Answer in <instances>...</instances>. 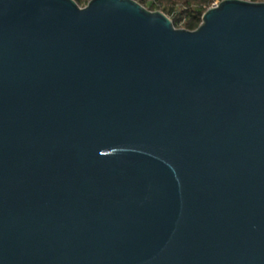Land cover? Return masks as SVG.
<instances>
[{"label": "water", "instance_id": "water-1", "mask_svg": "<svg viewBox=\"0 0 264 264\" xmlns=\"http://www.w3.org/2000/svg\"><path fill=\"white\" fill-rule=\"evenodd\" d=\"M0 264H264V2L0 0Z\"/></svg>", "mask_w": 264, "mask_h": 264}, {"label": "trees", "instance_id": "trees-1", "mask_svg": "<svg viewBox=\"0 0 264 264\" xmlns=\"http://www.w3.org/2000/svg\"><path fill=\"white\" fill-rule=\"evenodd\" d=\"M79 6L85 7L91 0H75ZM150 11H160L168 15L176 28L190 31L196 30L202 23L204 13L213 4L224 0H135ZM264 2V0H247ZM182 26L179 27V24Z\"/></svg>", "mask_w": 264, "mask_h": 264}, {"label": "built area", "instance_id": "built-area-1", "mask_svg": "<svg viewBox=\"0 0 264 264\" xmlns=\"http://www.w3.org/2000/svg\"><path fill=\"white\" fill-rule=\"evenodd\" d=\"M219 3H215L212 5V7H217Z\"/></svg>", "mask_w": 264, "mask_h": 264}, {"label": "rangeland", "instance_id": "rangeland-1", "mask_svg": "<svg viewBox=\"0 0 264 264\" xmlns=\"http://www.w3.org/2000/svg\"><path fill=\"white\" fill-rule=\"evenodd\" d=\"M180 26H182V23L179 24V27H180ZM179 29H181V28H179Z\"/></svg>", "mask_w": 264, "mask_h": 264}]
</instances>
